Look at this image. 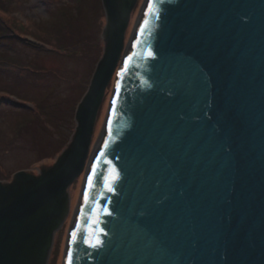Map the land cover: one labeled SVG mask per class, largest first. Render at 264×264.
Listing matches in <instances>:
<instances>
[{"label": "water", "instance_id": "95a60500", "mask_svg": "<svg viewBox=\"0 0 264 264\" xmlns=\"http://www.w3.org/2000/svg\"><path fill=\"white\" fill-rule=\"evenodd\" d=\"M131 1L102 0L106 49L63 164L0 183V264H46L81 175L62 264H264V0H153L147 17L144 0L125 42Z\"/></svg>", "mask_w": 264, "mask_h": 264}, {"label": "rangeland", "instance_id": "374dc122", "mask_svg": "<svg viewBox=\"0 0 264 264\" xmlns=\"http://www.w3.org/2000/svg\"><path fill=\"white\" fill-rule=\"evenodd\" d=\"M6 1L10 3L0 2V18L12 26L17 39H8V45L0 41V63H4L0 67V182L3 185L11 184L17 172L26 174L24 183H30L63 164V154L77 132V110L106 49L102 0ZM143 2L131 1L126 41ZM111 89L110 83L97 108L93 144L104 123ZM6 97L9 105L2 100ZM81 186L79 176L67 190L65 212L61 205L52 209L54 215L61 216L62 224L50 231L52 244L46 264H62ZM53 222L51 218L48 224ZM50 227L40 234V245ZM35 246L38 248L37 242L31 247Z\"/></svg>", "mask_w": 264, "mask_h": 264}, {"label": "snow or ice", "instance_id": "6c2138e0", "mask_svg": "<svg viewBox=\"0 0 264 264\" xmlns=\"http://www.w3.org/2000/svg\"><path fill=\"white\" fill-rule=\"evenodd\" d=\"M147 2H148V10L145 11V17H147L148 11H151V9H152L153 0H147ZM147 22H148L147 19H145L144 23L141 24V28H140L141 31L144 30V24H147ZM148 55L151 56L152 53L149 52ZM105 146H106V144H105ZM101 155H103V153H101ZM99 158L100 157H97V159H99ZM93 172H95V165H93ZM119 178H120L119 174L116 172L115 169H113V175L111 176L110 182L107 179L105 181L106 185H107V191L108 192L113 191L111 184L114 183L115 181H117ZM88 179H89V183H91V176H89ZM88 198L89 197H88L87 191H85V193H84L85 201H87ZM105 212L107 215H111V212H108L106 209H105ZM97 223H99V221H97ZM99 231L103 232V229H100ZM72 237H73V240L77 239V232L75 230H73V232H72ZM79 238L82 239L83 242L85 244H87L89 247H91L92 249H98V248L102 247V241L99 240L98 238L95 240H90L87 238L86 234H82ZM68 255H69V257H71V248H69V250H68Z\"/></svg>", "mask_w": 264, "mask_h": 264}, {"label": "trees", "instance_id": "16d2710c", "mask_svg": "<svg viewBox=\"0 0 264 264\" xmlns=\"http://www.w3.org/2000/svg\"><path fill=\"white\" fill-rule=\"evenodd\" d=\"M0 2L2 3H8L7 1L5 2V0H0ZM10 3V2H9ZM0 41H2V45H8V39H17L14 35H16V31L12 28V26L8 25V24H5V19L3 18H0ZM9 35H6L4 33H7ZM19 39V38H18ZM21 40V38H20ZM22 41V40H21ZM24 41V40H23ZM4 65V63H0V67ZM7 65V64H5ZM2 100L6 101V103L9 105V100L8 98L6 97L5 99L2 98ZM17 106V105H16ZM20 107V106H18ZM21 108V107H20ZM22 109V108H21ZM23 110V109H22Z\"/></svg>", "mask_w": 264, "mask_h": 264}, {"label": "bare ground", "instance_id": "6f19581e", "mask_svg": "<svg viewBox=\"0 0 264 264\" xmlns=\"http://www.w3.org/2000/svg\"><path fill=\"white\" fill-rule=\"evenodd\" d=\"M100 140H101V137H100Z\"/></svg>", "mask_w": 264, "mask_h": 264}]
</instances>
